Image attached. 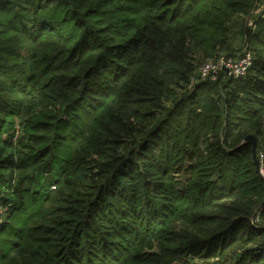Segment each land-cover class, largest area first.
Instances as JSON below:
<instances>
[{
  "label": "trees",
  "instance_id": "obj_1",
  "mask_svg": "<svg viewBox=\"0 0 264 264\" xmlns=\"http://www.w3.org/2000/svg\"><path fill=\"white\" fill-rule=\"evenodd\" d=\"M260 1L0 0V264H264Z\"/></svg>",
  "mask_w": 264,
  "mask_h": 264
},
{
  "label": "built area",
  "instance_id": "obj_2",
  "mask_svg": "<svg viewBox=\"0 0 264 264\" xmlns=\"http://www.w3.org/2000/svg\"><path fill=\"white\" fill-rule=\"evenodd\" d=\"M253 65V54L244 46L240 52L235 55H221L218 59H208L203 61L194 76L191 77L189 87L192 88L199 82H216L221 76L230 78L244 77L250 67ZM263 158V155H261ZM2 221V211H0V222ZM253 223L259 222V215L252 219Z\"/></svg>",
  "mask_w": 264,
  "mask_h": 264
},
{
  "label": "rangeland",
  "instance_id": "obj_3",
  "mask_svg": "<svg viewBox=\"0 0 264 264\" xmlns=\"http://www.w3.org/2000/svg\"><path fill=\"white\" fill-rule=\"evenodd\" d=\"M263 2L264 0H261L258 5L257 8L255 10H253V12L246 18V21H244L243 19L241 21H237L235 26H234V40L237 44V49L239 50L238 52H240L244 46L243 44V35H242V29L243 27H252L253 26V21H255L254 19H257L263 12ZM233 38V35H232ZM241 48V49H239ZM54 179V175H47L44 178V182H50L51 180Z\"/></svg>",
  "mask_w": 264,
  "mask_h": 264
},
{
  "label": "water",
  "instance_id": "obj_4",
  "mask_svg": "<svg viewBox=\"0 0 264 264\" xmlns=\"http://www.w3.org/2000/svg\"><path fill=\"white\" fill-rule=\"evenodd\" d=\"M246 141H252L253 142V152H254V157L256 158V149H257V140H256V138L254 136H252V135H249L246 138ZM256 165L259 168L260 164H259V161H257V160H256Z\"/></svg>",
  "mask_w": 264,
  "mask_h": 264
}]
</instances>
